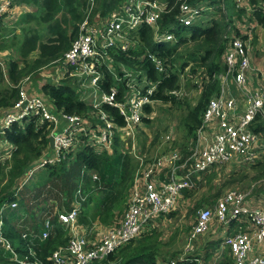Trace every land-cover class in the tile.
<instances>
[{
	"label": "trees",
	"instance_id": "obj_1",
	"mask_svg": "<svg viewBox=\"0 0 264 264\" xmlns=\"http://www.w3.org/2000/svg\"><path fill=\"white\" fill-rule=\"evenodd\" d=\"M157 1L164 3L166 7L155 25L156 35L153 29L155 26L147 24L130 29L123 28L121 33H124V38L105 50V60L119 78L123 77L125 71H130L132 75L138 74L139 82L140 76L146 75L147 83L143 91L152 87L151 98L155 103L168 105L167 109L186 111L185 117L182 118L185 136L188 138L182 146L185 148L188 141L195 138L209 99L220 90L219 75L225 70L222 54L227 41L230 36L240 33L238 27L231 24L234 11L229 7L233 8L235 0H187L193 6L205 7L201 17L188 26L178 20L180 0ZM245 1L251 8L248 20L264 27V0ZM122 2L123 0H95V14L99 13L101 18H106L113 11L120 9ZM14 3L34 8L19 15L15 22V25L20 27V33L13 34L14 28L13 33H9L12 34L11 37L3 38L0 42V50H11L4 67L0 64V109L10 107L17 99L16 85L26 75L30 76V81L26 84L27 92L41 96L51 111L84 115L96 125L103 124L97 117L100 111H104L108 117L112 116L118 125H122V116L116 108L104 103L95 108L84 101L81 98L82 89L74 86L75 78L56 80L54 71L45 76L38 72L40 67L60 59L77 38L79 25L89 8L88 0H12V4ZM223 7L227 13L221 12ZM164 35H171L172 39L165 40ZM0 36L5 35L1 33ZM149 55L160 61L161 70ZM51 66L54 65L49 67ZM101 72L102 77L96 85L97 91L108 92L110 86L116 85L120 92L118 99H121L122 92L130 90L125 80L114 79L108 65H104ZM181 84L197 89L199 93L194 102L173 94L181 88ZM154 104L144 106L147 114L154 110ZM184 106L186 108H183ZM150 119L143 117L141 124L150 122ZM263 122V116L258 114L252 126L253 130L263 131ZM117 134L115 133L112 153H97L93 148L83 145L74 155L70 153L67 159L46 164L33 175L31 181L23 184L22 195H15V189L22 182L26 172L32 169L49 149L50 134L47 123L41 125L36 117L14 122L5 130V138L15 145V149L9 168H6V165L0 166V207L12 200L21 205L26 204L32 220L29 226L35 234L33 236L28 232L22 237L21 233L26 231L25 228L20 231L9 221H4V236L10 240L19 256L27 255L43 264H51L49 257L52 251L66 246L68 229H65L57 216L49 215L53 230L46 238L40 239L43 224L47 220L44 219V213L51 199L69 203L79 186L81 194L85 196L84 201L77 205L79 224L89 229L95 221L108 226L118 218L126 207L122 202L131 185L137 162L130 154L119 153L118 142L121 140ZM220 166H212L206 171L193 174V186L183 188L180 191V199L192 198L200 186L208 185L211 189ZM246 166L255 172L253 179L264 178V158ZM91 172L97 174V181L91 180ZM246 176L241 175L243 178ZM79 181H82L83 185ZM208 194L198 197V202L190 211L195 212L202 204H213L218 196L210 200L212 196ZM68 203L65 205L67 209ZM173 214L174 211L169 212L157 221L158 225L151 229L150 233L136 239V245V241H132L120 247L102 263L156 264L160 232L158 234L153 231H158L160 222ZM233 226L229 227V231ZM177 254L173 252L171 258ZM188 264L197 262L192 260Z\"/></svg>",
	"mask_w": 264,
	"mask_h": 264
},
{
	"label": "built area",
	"instance_id": "obj_2",
	"mask_svg": "<svg viewBox=\"0 0 264 264\" xmlns=\"http://www.w3.org/2000/svg\"><path fill=\"white\" fill-rule=\"evenodd\" d=\"M94 1L88 0L87 12L92 9ZM11 3L12 0H0V27L12 7ZM165 7L164 3L157 0H123L120 9L113 11L110 16H96L97 19L94 18L92 23L85 19L70 48L56 60L60 65L58 72L53 70L56 80L65 74L75 78L80 85H85L81 88V98L95 108L103 103L116 108L122 116V125H118L104 111H100L97 117L103 122L101 125L91 123L84 115L51 111L41 96L27 92L29 78L25 77L16 85L17 99L10 107L0 109V166L6 165L9 168L15 149V145L5 138V130L14 122L27 121L31 117H36L41 125L47 123V129H51L49 134L53 137V148L49 146L34 169L66 159L83 145L93 148L97 153L110 150L115 133H118L120 139H130L135 143V134L142 118L148 117L144 106L155 102L151 98L153 88L147 87L143 91L147 83L146 75L140 76V82L139 75H132L130 71H125L123 77L119 78L105 60V50L115 45L116 41H122L124 33H120L123 28L130 29L143 24L155 26ZM204 10L203 6H193L187 0H180L178 20L183 25H191L201 17ZM163 37L165 40L172 39L171 35ZM250 51V40L240 35L229 37L222 54L225 70L219 75L220 90L209 99L195 138L189 141L191 145L188 154H182V149L174 148L160 154L149 164L144 163L140 151H132L131 154L139 161L141 168L138 167L131 185L126 209L117 223L102 230L100 238L90 239L86 228H75L77 207L56 213L70 234L66 246L50 254L51 264H102L106 257L120 247L150 233L158 225L157 221L177 206L180 191L191 187L193 174L206 171L212 166L227 163L248 165L264 158V130L256 132L252 128L258 114L263 116L264 121V88L253 89L249 81L253 70ZM149 57L161 70L160 61L151 55ZM101 65H108L114 79L125 80L126 86L130 88L122 92L121 99H118L120 92L116 85L110 86L108 92L97 93L96 85L102 77ZM234 90L238 91L239 96L235 95ZM242 106L244 108L239 110ZM206 141V144H201ZM33 168L29 173L33 172ZM160 174H163L165 180L160 179ZM22 183L15 189V195L21 190ZM5 205L0 207V264L15 261L19 264H43L27 255L19 257L10 240L4 236ZM10 206L14 207L16 203L10 202ZM215 224L236 226L234 231L227 232L223 238V244L232 255L233 264H264V200L256 203L250 195V189H229L212 206L204 205L196 212L193 225L186 234L183 247L185 252L193 250L198 238ZM44 226L46 230L42 232L43 239L49 234L47 229L51 226L50 220L47 219ZM29 252L32 253V250ZM185 252L174 258L160 260L157 264H188L192 260L199 262L196 256H187Z\"/></svg>",
	"mask_w": 264,
	"mask_h": 264
},
{
	"label": "rangeland",
	"instance_id": "obj_3",
	"mask_svg": "<svg viewBox=\"0 0 264 264\" xmlns=\"http://www.w3.org/2000/svg\"><path fill=\"white\" fill-rule=\"evenodd\" d=\"M231 1H234V0H231ZM262 5H263V9H264V3H262ZM242 7H244V8H242ZM210 8L213 9L214 7H210ZM229 8L234 11L233 15H231V24L233 23V25H235L236 27L241 28V33L246 30L248 33V37H250L252 33H257L259 31H261V28H262L261 26L255 25L254 22H251L248 20V16L250 14L251 8L249 7V5L247 4V2L245 0H235V4H234L233 8L232 7H229ZM223 9H224V7L222 8L221 12L227 13V10H223ZM240 11H243V12L239 13ZM95 12H96V3L94 1V5H93L92 9L89 12H87V14L84 15L81 23L85 19H87L89 23H92L94 21V18H96V16H99V13L96 15ZM237 13L239 14L238 17H237ZM12 16L13 15H11L10 18ZM211 16H213V18H214L213 14ZM153 29H154V33H155V30L157 29V27L155 26ZM13 34H16V33H13ZM120 34L123 35V33H120ZM11 35L12 34H9V36H11ZM3 38H6V36L0 38V42L2 41ZM120 39H122V38H120ZM253 40L254 39L250 38L251 45L253 44V42H252ZM10 54H11V50H10V52L0 50V64L3 67H4L6 61L8 60V57ZM50 65H54V66L49 67ZM53 70L57 71V72L59 71L58 61H55L51 64L44 65V66L40 67L38 72L40 73L41 76H45V75L49 74L50 71H53ZM27 75H31V74H27ZM60 75L61 74H59V76ZM25 77L29 78L28 82H27V83H29L30 76L25 75L24 78ZM67 78H69L70 80L72 79L70 76L62 75L60 80L67 79ZM22 79H20L18 81V83ZM183 80H184V78H183ZM74 86L79 87V88H82V86L85 87V85H82V84L80 85L78 83V81L74 82ZM97 93L99 94V91H97ZM198 93L199 92L194 87L185 86L184 84H181V88L179 90L173 92V94L176 96H179V98H181V99L187 98L188 100H190V101L192 100L193 102L196 100ZM154 105H155L154 110L148 114V117L151 118L150 122L141 124L140 128L138 129L137 133L135 134V140H136L135 143L130 139L129 140L128 139L126 140L124 138L120 139L122 142H124V144L122 142H118V145H119L118 150H119L120 154H121V152L126 153V155L130 154L131 158L135 159L133 157V155L131 154L132 151H134L135 153L140 151L142 153L141 156H143L144 163H149V164H152L161 153H164L165 151H168V150H171L174 148L182 149L183 150L181 152L182 154L183 153L188 154L191 143L188 144V146L185 148L182 147L184 145V143L186 142V140L188 139L185 136L186 132H185V128H184L183 121H182V118L185 117L186 111L184 109H175V108L167 109L168 105H165V104H162L159 102L155 103ZM183 108H186V107L184 106ZM49 132H51L50 128H49ZM130 141H131V147H130ZM189 141H191V140H189ZM136 143H137V145H136ZM134 144H135V148L133 150ZM135 161L137 162V165H136L135 169L133 170L134 171L133 175H132L133 180L136 177L138 167H139V169L141 168V166L139 165V161H137V160H135ZM42 168H37V169L33 168L32 173H29V171L31 169L28 170L25 174V177L22 179V182H23L22 186L24 183L31 181L33 178V175L38 170H40ZM249 168L250 167L244 165V163H240V164L236 163L235 166L232 163H227V164L221 165L217 169V175L215 176V179L212 182L213 187L211 189H209L208 185H204L203 187L200 186L198 188V191L195 193V195L192 198H181L180 199L177 206L172 210V211H174V214L171 215L170 218L167 217L160 222V228L158 229V231H156V230L153 231V232H158V234L160 232V246L158 248V254H157L158 258H157L156 264L162 258L163 259L171 258V254L173 252H176V254L177 253L180 254L183 251L185 252V250L182 249L184 234L191 229V226L193 225V221H194V217L196 215V212L200 208H202L204 205L202 204V206L197 208L195 210V212H191L190 210L198 202V199H199L198 197H200L201 195H205V194L209 193L208 195L212 196V197H210V200H211L214 197H217V196L219 197L220 195H222L224 192H226L229 189L249 190L250 187L252 186V190H253L252 193L256 199H262L264 197V179L263 180L262 179H260V180L259 179L258 180L253 179L252 177L254 174H253V172L250 171ZM245 174L247 175L246 177H244V178L241 177V175L244 176ZM91 178L94 179L95 175L92 174ZM241 178H242V180H241ZM79 182H81L80 184H82V181H79ZM132 183H133V181H132ZM193 183L194 182H192L191 187L193 186ZM251 183H254V185H251ZM130 188H131V186L129 187V189ZM80 189H81V187L79 186V189L73 193V198H74V200L82 202V201H84L85 196L81 194ZM131 191L132 190L127 191L126 197H125L124 201L122 202V204L125 206H127ZM218 192H220V194H217ZM17 193H19V195H22L23 192H22V190H19ZM127 197H128V199H127ZM216 199H215V201H216ZM263 200H264V198H263ZM213 204H211L209 206H212ZM53 205H57V204L54 203ZM125 209L126 208H124V210ZM121 214L118 215V213H117L118 218L112 224L117 223L120 220ZM26 218H27V216L24 217V219H26ZM106 227H108V226H106ZM16 228L19 229L20 231H22L21 226H16ZM102 228L103 227L99 226L98 222L95 221L91 224L89 229L86 228L87 235L89 236L90 239H97L101 235ZM235 228H236V226H233L231 232L234 231ZM216 232H217V229L214 230L211 227V229L208 232H206L203 236H200V238H198V241H200V243H197V244L199 246L197 247L195 245L193 250L186 251L185 255H187V256L195 255L197 253V248L199 249L200 244H201V246H203V245L207 246V247H204V249H200L201 254L203 256H204L205 252H210L214 256V254H215L214 251L216 249H218V247L215 246V243H212V241L218 240L219 231L217 232V234H215ZM21 234H22V237L26 236V233H24V232H22ZM135 241L136 240H134L133 242H135ZM137 243L138 242L136 241L134 243V245H136ZM212 255H211V257H212ZM224 255H226V259H225V262L222 264H233V258H232L230 251L228 250V255L231 257V260L229 257L227 258V254L225 251H224ZM19 257H22V256H19ZM15 262H17V261H15ZM15 262H12V263L10 262L7 264H19L18 262L17 263H15Z\"/></svg>",
	"mask_w": 264,
	"mask_h": 264
},
{
	"label": "crops",
	"instance_id": "obj_4",
	"mask_svg": "<svg viewBox=\"0 0 264 264\" xmlns=\"http://www.w3.org/2000/svg\"><path fill=\"white\" fill-rule=\"evenodd\" d=\"M11 5H12V7L9 9V11L5 15L4 23L0 27V34L1 33L4 34L6 36V38L11 37V36H9V33H13L12 29H14V28H15L14 33H20V27L19 26L17 27V25H15V22L19 19V15H21L22 13L27 12V11H32L33 8H34L33 6H29V5H26V4H16V3L12 4L11 3ZM30 5H32V4H30ZM11 15H13V16L10 18ZM254 24L256 25V23H254ZM238 29L240 31L239 35L242 36L244 39L250 40V38H251V39L255 40V41H252L253 44L251 45V51H250V58H251L253 70H251V75L252 76L249 78V81L251 82L253 89L264 88V27L261 28V31H259V32L256 31L257 33H252L250 37H248V33H247L246 30L241 33V28L238 27ZM5 36H0V38L5 37ZM2 51L10 52L9 49H4ZM234 92H235L236 96H239L238 91L234 90ZM243 108H244V106H242L239 110H242ZM208 141L202 142L201 144H206ZM188 144H189V142H188ZM112 151H113V148H111L110 150L103 151V152H106V153L110 154V153H112ZM103 152H100V153H103ZM135 160H136V158H135ZM250 171L253 172V174L255 173L253 171V169H251ZM92 174L95 175V178L94 179L91 178V180L97 181L98 180L97 174L91 172V175ZM159 176H160L161 180H165L163 178V174H160ZM261 179L263 180L264 178H261ZM132 181H133V178H132ZM131 184H132V182H131ZM251 185H254V183H251ZM98 187H100V183L98 184ZM128 190H131V189L128 188ZM252 191L253 190H252V186H251L250 187V195L253 196L254 201L256 203H261L264 197L262 199H256L254 197ZM18 194L19 193H17V195ZM127 199H128V197H127ZM12 201H14L16 203V206H14V207L10 206V202H12ZM12 201L6 202L5 208L3 209V219H4V221L7 220L12 225L21 226L22 229L25 228V230L27 231V232L26 231H22V232H24L26 234L28 232H30L33 236H35L34 232L31 231L30 226H29V224H32V220L30 219V217L28 215V207H27V205L26 204H23V205L18 204L16 200H12ZM54 203H56L57 205H53ZM67 203H68V201H65V203H62L61 201H57L56 202L55 200L51 199L49 201V203H48V207L46 209V212L44 213V219L51 220L49 215L56 216V213L58 211L67 212L72 207H77V205L79 206V201L74 200V198L68 203V207H69L68 209L65 206ZM25 216H27L26 219H24ZM98 225L103 227L102 230L106 227L105 225H102L100 223H98ZM230 226H233V225L231 224V225H229L227 227H224L223 225H217V224L213 225L212 228L214 230L217 229V232L219 231L218 240L212 241V243H215V246L218 247V249H216L214 251L215 252L214 256L210 252H205V254L203 256L201 254L200 249H204V247H207V246H205V245L201 246V244H200V247H199V249L197 248V253H196V254H198V256L196 254L194 255V256H196L197 259H199V262L196 261L197 264L198 263H201V264H218V263L222 264V263L225 262V259H226V255H224V251L227 254V258L229 257L230 260H231V257L228 255V249L223 244V238L227 235V232L231 233V231H229V227ZM75 228L77 230H82V229H84L86 227L84 225H82V224H79L76 221ZM44 230H46V229H45V226L43 224L42 232ZM47 230L49 231L48 235H50L51 230H53L52 222H51V226ZM102 230H101V232H102ZM217 232L215 234H217ZM67 233H68V235L70 234L69 231H67ZM187 233H188V231L184 234L183 247H184V245L186 243V234ZM100 236L98 238H100ZM40 239H42V237ZM197 243H200V241H198ZM196 246L198 247L199 245L196 244ZM183 247H182V249H183ZM211 255H212V257H211ZM161 260H165V259L162 258Z\"/></svg>",
	"mask_w": 264,
	"mask_h": 264
},
{
	"label": "water",
	"instance_id": "obj_5",
	"mask_svg": "<svg viewBox=\"0 0 264 264\" xmlns=\"http://www.w3.org/2000/svg\"><path fill=\"white\" fill-rule=\"evenodd\" d=\"M49 146L53 148V137L52 136L49 137Z\"/></svg>",
	"mask_w": 264,
	"mask_h": 264
}]
</instances>
